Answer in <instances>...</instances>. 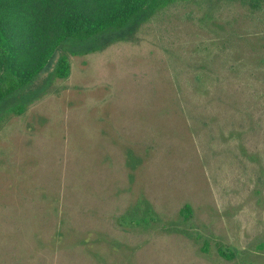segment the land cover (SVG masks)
<instances>
[{
  "label": "rangeland",
  "instance_id": "1",
  "mask_svg": "<svg viewBox=\"0 0 264 264\" xmlns=\"http://www.w3.org/2000/svg\"><path fill=\"white\" fill-rule=\"evenodd\" d=\"M136 37L5 112L0 264H264V9L179 0Z\"/></svg>",
  "mask_w": 264,
  "mask_h": 264
},
{
  "label": "trees",
  "instance_id": "2",
  "mask_svg": "<svg viewBox=\"0 0 264 264\" xmlns=\"http://www.w3.org/2000/svg\"><path fill=\"white\" fill-rule=\"evenodd\" d=\"M176 1L0 0V121L5 112L22 114L39 98L46 90L43 84L36 86L43 73L67 79L71 56L134 41L144 24ZM240 1L251 10L264 9V0ZM18 102L19 107L11 106ZM182 213L190 215L191 206L185 205ZM144 221L135 218L121 224L138 226ZM219 253L234 257L223 247Z\"/></svg>",
  "mask_w": 264,
  "mask_h": 264
}]
</instances>
